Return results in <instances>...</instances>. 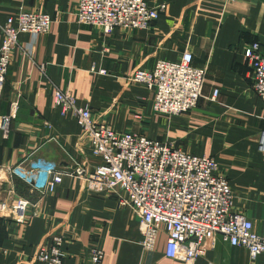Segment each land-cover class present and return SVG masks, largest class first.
Instances as JSON below:
<instances>
[{
  "label": "crops",
  "instance_id": "obj_1",
  "mask_svg": "<svg viewBox=\"0 0 264 264\" xmlns=\"http://www.w3.org/2000/svg\"><path fill=\"white\" fill-rule=\"evenodd\" d=\"M146 1L166 3L167 10L148 29L119 28L106 36L98 26L77 22L76 0H0V26L21 11L53 20L48 35H20L21 47L13 53L0 92V117L15 113V118L7 138L0 130V166L25 167L39 157L69 173L100 164L78 122L54 106L55 89H68L78 106L89 105L97 122L119 133L214 158L234 190L232 211L247 216L263 233L264 153L258 143L264 102L253 93L247 53L256 42L264 47V0ZM2 44L0 28V49ZM187 50L196 68L207 69L203 97L188 114H158L153 92L131 75L153 70L158 61L177 62ZM215 89L220 90L217 102L211 100ZM15 188L38 207L25 224L3 223L0 264H41L33 260L36 250L59 236L65 239L64 264H94V249L104 253L101 264H183L167 257L164 233L154 249H144L140 220L121 204V193L91 192L85 181L69 174L41 197L17 179ZM195 264H264V255L252 260L248 250L218 237Z\"/></svg>",
  "mask_w": 264,
  "mask_h": 264
},
{
  "label": "built area",
  "instance_id": "obj_2",
  "mask_svg": "<svg viewBox=\"0 0 264 264\" xmlns=\"http://www.w3.org/2000/svg\"><path fill=\"white\" fill-rule=\"evenodd\" d=\"M230 1L221 0L224 4ZM76 2L77 22L98 26L106 36L119 28L148 29L167 10L166 3L152 6L146 0ZM52 23L47 14L21 11L0 26L3 35L0 92L6 83L13 53L21 47L20 35H48ZM247 59L253 73V93L264 102V47L259 42L252 44ZM39 69L42 73L47 70L45 65ZM206 76L207 69L196 68L193 55L187 50L179 61H158L153 70H137L131 79L153 92L156 113L180 116L198 107ZM219 94L220 90L215 89L211 100L217 102ZM54 106L62 115L70 114L78 122L100 164L92 171L77 166L69 173L62 172L56 162L39 157L29 159L25 167L21 164L0 166V191L5 188L0 193V227L5 221L29 222L30 211L38 207V202L17 192L16 179L41 197L53 193L60 177L69 174L85 181L91 192L121 193L124 196L121 204L129 206L140 220L145 250L154 249L158 235L164 233L167 257L183 264H195L216 246L218 237L248 250L252 260L264 255V232L257 233L247 216L232 211L234 190L214 158L194 155L171 143L136 133H119L97 122L89 105L78 106L68 89H55ZM14 118L15 113L0 117V130L6 138ZM258 144L264 153V130ZM64 244L63 237H53L50 243L36 250L33 260L41 264H64ZM103 259L101 250L92 251L94 264H101Z\"/></svg>",
  "mask_w": 264,
  "mask_h": 264
},
{
  "label": "trees",
  "instance_id": "obj_3",
  "mask_svg": "<svg viewBox=\"0 0 264 264\" xmlns=\"http://www.w3.org/2000/svg\"><path fill=\"white\" fill-rule=\"evenodd\" d=\"M3 223H4V222H2L0 229H1V228H2V226H3Z\"/></svg>",
  "mask_w": 264,
  "mask_h": 264
},
{
  "label": "rangeland",
  "instance_id": "obj_4",
  "mask_svg": "<svg viewBox=\"0 0 264 264\" xmlns=\"http://www.w3.org/2000/svg\"><path fill=\"white\" fill-rule=\"evenodd\" d=\"M25 224V223H24Z\"/></svg>",
  "mask_w": 264,
  "mask_h": 264
}]
</instances>
